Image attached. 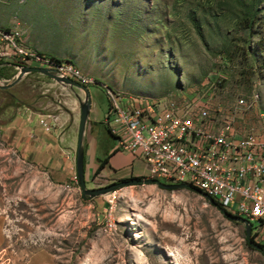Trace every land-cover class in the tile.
I'll return each instance as SVG.
<instances>
[{"label": "rangeland", "instance_id": "rangeland-1", "mask_svg": "<svg viewBox=\"0 0 264 264\" xmlns=\"http://www.w3.org/2000/svg\"><path fill=\"white\" fill-rule=\"evenodd\" d=\"M240 3L254 12L249 31ZM13 22L27 45L93 79L87 89L99 152L114 141L103 121L110 89L148 102L211 96L223 112L257 92L250 109L238 108L237 122L264 129V0H0V26ZM8 90L0 92V122L51 103L66 112L65 103L83 94L37 73ZM0 149V214L9 218L1 229L14 245L0 252V264H264L244 224L192 189L131 184L84 198L78 183L48 185ZM35 231L37 253L23 245Z\"/></svg>", "mask_w": 264, "mask_h": 264}, {"label": "built area", "instance_id": "built-area-1", "mask_svg": "<svg viewBox=\"0 0 264 264\" xmlns=\"http://www.w3.org/2000/svg\"><path fill=\"white\" fill-rule=\"evenodd\" d=\"M24 66L44 68L85 86L94 83L70 60L27 45L18 22L0 26V84L13 80ZM107 93L105 126L117 141L116 150L146 163L143 179L187 184L229 214L257 222L251 223L250 238L264 250V129L237 122L238 108L250 109L259 94L254 92L250 100L239 98L231 112H223L211 96L148 102L124 99L111 89ZM259 116L264 119V112ZM38 123L50 132L55 126L52 112L40 113ZM73 181L78 183L76 176Z\"/></svg>", "mask_w": 264, "mask_h": 264}, {"label": "crops", "instance_id": "crops-1", "mask_svg": "<svg viewBox=\"0 0 264 264\" xmlns=\"http://www.w3.org/2000/svg\"><path fill=\"white\" fill-rule=\"evenodd\" d=\"M82 98L83 94L76 92L75 99L77 102L71 99L68 100L65 103L66 112L59 105L53 103L47 104L44 106L45 109L40 110L37 108L21 109L11 119L0 122V146L11 151L16 162L33 170L46 184L55 188H61L65 184L74 185L73 177L76 176L75 159L79 122L78 102ZM124 99L132 98L124 97ZM45 111H51L54 117L55 126L50 132L44 131L38 123V115ZM92 113H94V110L90 108L83 138L84 175L87 186L103 185H94L93 183L96 180L114 183L121 179L144 178L147 176L148 167L146 163L136 156L116 150L117 141L113 136L114 141L111 145L103 152H99L97 140L93 136L97 121L91 116ZM1 151L5 153L4 150L0 149ZM105 158L107 159L106 163L95 175L100 161ZM0 171L2 172V170ZM0 174L4 175L3 172ZM5 183V180L0 179V191H3L2 194L0 193V199L2 197L1 206H3V199L5 200ZM6 222H9V218L0 214V252L2 253L14 246L9 241L11 239L9 232L6 229H1V224ZM11 234L21 235L22 233L15 232ZM30 235L25 241L26 244L23 243V245L34 248V252L37 253V247H39L38 237L41 236L37 235V231L30 233Z\"/></svg>", "mask_w": 264, "mask_h": 264}, {"label": "water", "instance_id": "water-1", "mask_svg": "<svg viewBox=\"0 0 264 264\" xmlns=\"http://www.w3.org/2000/svg\"><path fill=\"white\" fill-rule=\"evenodd\" d=\"M29 73L41 74L45 77H48L54 80L57 83L63 84L68 87L76 88L83 92V98L79 102V122H78V131H77V149H76V159H75L76 177H77V182H78L82 197L93 198L96 196L105 195L118 188L131 185V184H156L160 188L169 189V190L184 189V188L192 189L198 192L203 197H205L209 203L217 207L223 213V215L226 216L228 219L243 223L245 226V238H246L247 244L254 249L260 250L264 256V250L261 248V246L253 243L250 238L251 223L247 219L240 217V216L229 214L223 208L219 207L218 204L213 200V198H211L210 196L206 194L200 193L199 191L195 190L194 188L190 187L187 184H184V183L172 184V183H164L161 181L148 179V178H145V179L139 178V179H125V180H121L118 182L110 183L108 185L94 187V188L86 187V180H85V175H84L83 138H84V133H85V126L87 124V119H88V115L90 112V95H89L87 86L82 85L70 78H62V77L55 76L44 68H40L36 66H24L21 68L20 72L17 74V76L13 80L8 82L7 84H0V89H9L13 87L16 83L21 81Z\"/></svg>", "mask_w": 264, "mask_h": 264}, {"label": "trees", "instance_id": "trees-1", "mask_svg": "<svg viewBox=\"0 0 264 264\" xmlns=\"http://www.w3.org/2000/svg\"><path fill=\"white\" fill-rule=\"evenodd\" d=\"M240 7L245 11V13L247 14V18L245 17L243 20H245V22L247 23L244 27H243V30L245 29V31H249L253 28V25L256 23V20L254 19V12H253V9H252V6L251 5H245L244 3H240ZM260 40V39H259ZM258 40V41H259ZM258 44V43H257ZM258 48H260V45H256ZM249 51L248 52H251V48L248 49ZM225 59V58H224ZM227 60L230 59V57H226ZM224 60L226 62H228L227 60ZM262 62L264 64V56L262 57ZM226 66V65H225ZM223 72H225V70H223ZM226 75L228 76L229 75V72L226 71ZM226 76V77H227ZM9 90L8 89H0V92H8ZM109 132V131H108ZM110 134V133H109ZM111 135V134H110ZM107 159H103L100 161V164L98 166V168L96 169L95 171V175L98 173V171L104 166V164L106 163ZM140 177H131V178H127V179H139ZM121 180H125V179H121ZM119 180V181H121Z\"/></svg>", "mask_w": 264, "mask_h": 264}]
</instances>
